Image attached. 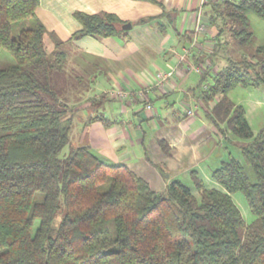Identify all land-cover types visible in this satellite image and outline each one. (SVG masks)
<instances>
[{"label": "trees", "instance_id": "16d2710c", "mask_svg": "<svg viewBox=\"0 0 264 264\" xmlns=\"http://www.w3.org/2000/svg\"><path fill=\"white\" fill-rule=\"evenodd\" d=\"M39 5L0 0V52L14 60L0 68V264H264V129L255 133L228 98L237 88H264V45L255 46L249 19L264 21V0H208L217 37L228 35L240 56L216 74L196 59L199 87L207 83L201 100L214 103L207 116L221 136L246 142L243 162L229 155L212 172L213 188L192 172L193 187L175 181L162 192L88 147L64 153L74 111L49 79L68 56L62 42L47 52ZM74 18L82 29L68 44L117 37L125 25L113 14ZM238 193L250 224L232 198Z\"/></svg>", "mask_w": 264, "mask_h": 264}, {"label": "crops", "instance_id": "0c3cea01", "mask_svg": "<svg viewBox=\"0 0 264 264\" xmlns=\"http://www.w3.org/2000/svg\"><path fill=\"white\" fill-rule=\"evenodd\" d=\"M156 2L40 0L36 16L46 30L47 51L54 52L57 42L77 50L75 63L69 60L73 53L67 57L69 67L87 76L84 57L101 63L100 71L92 69L90 74L92 86L77 100L66 102L74 111L68 114L72 121L85 114L80 145L109 165L127 166L159 192L175 181L190 186L192 172L213 188L212 172L229 155L239 160L233 151L238 149L229 143L240 140L221 136L207 116L214 103L201 100L207 83L199 87L196 59L205 60L216 74L229 57L238 58L240 53L228 35L217 37L208 0ZM76 12L113 14L132 28L117 37H87L68 44L82 29ZM143 20L147 23L140 25ZM187 34H192L191 40ZM88 65L96 68L95 63ZM171 70L174 77L157 86V74ZM260 90L237 88L228 97L235 105L248 107ZM248 116L249 112L247 119L258 132Z\"/></svg>", "mask_w": 264, "mask_h": 264}, {"label": "rangeland", "instance_id": "374dc122", "mask_svg": "<svg viewBox=\"0 0 264 264\" xmlns=\"http://www.w3.org/2000/svg\"><path fill=\"white\" fill-rule=\"evenodd\" d=\"M249 19L251 23V30L255 36V46L257 47V46L264 45V21H262L261 19L257 18L254 15H250ZM18 31H19V27L15 26L14 36H16V33ZM60 51L67 53V56H70L73 53V57H72L73 60L71 57L69 60L73 61V63L77 61V58H78L77 50H74L69 47L67 48L64 46L63 48H60ZM47 52L50 54L49 51ZM84 59H85V66L87 68V73H88L87 76L86 75L84 76L83 73L77 72L76 69H72V66L69 67L66 63L65 65H63V68L61 70L59 71L57 70L51 73L50 79H49V85H50L51 90L56 94L59 103L63 102L66 104L67 101L77 100L78 96H81L86 91L87 88L89 89L92 86V82L94 81L89 78L91 77L90 74H92L93 72L92 69L97 70V72H99L101 69V63L98 59H93L91 61L90 59H87L86 57H84ZM88 63H91V64L95 63L96 68L94 67L91 68V66L88 65ZM12 64H14V60L11 54L7 51H1L0 52V68H4ZM261 89L262 91L261 90L257 91L255 97L252 96L253 98L252 97L250 98V101L248 102V107L246 106L244 107L246 111V115H247V112H249L248 117L251 119L254 130L258 129L257 130L258 132L260 131L259 129L261 128L264 129V91H263L264 88H261ZM245 90H248V89H245ZM86 93H89V91ZM50 102L53 104H56L53 100H50ZM56 105L59 106L58 104ZM80 114L81 115L79 117L77 116L76 118L73 119L72 131L70 132V146L71 147L69 146L65 148V151H64L65 154L68 153L70 148H76L80 146L83 147L79 143L81 141V137L83 134L82 128L85 127L86 124L82 121V120L85 121V117H84L85 114L83 113H80ZM235 142L236 141L232 142L230 140V143L229 142L228 143L232 147V149L233 148L238 149V150L233 149V151L234 152L236 151V153L240 157L239 161L243 162V159L240 153V146L245 145L246 142L244 141H237V143ZM225 146L228 147L227 144ZM202 181L208 188L212 186L210 185V183L208 182L206 178H203ZM189 185L193 187L191 182H189ZM232 198L234 202L236 203V205L238 206V208L241 210V213L243 214V217L246 223L247 224L252 223L255 220V217L248 210L244 197L238 193V194H234Z\"/></svg>", "mask_w": 264, "mask_h": 264}, {"label": "built area", "instance_id": "2783aa9c", "mask_svg": "<svg viewBox=\"0 0 264 264\" xmlns=\"http://www.w3.org/2000/svg\"><path fill=\"white\" fill-rule=\"evenodd\" d=\"M195 71L197 73H200L201 72V68L200 67H197L195 68ZM175 75V71L174 70H171L170 72H168L167 74H162V73H159L157 74V86H161L163 85V83H165L166 81L170 80L172 77H174ZM189 115H191V112H188Z\"/></svg>", "mask_w": 264, "mask_h": 264}, {"label": "water", "instance_id": "95a60500", "mask_svg": "<svg viewBox=\"0 0 264 264\" xmlns=\"http://www.w3.org/2000/svg\"><path fill=\"white\" fill-rule=\"evenodd\" d=\"M132 28V26L130 25V24H126V25H124L123 27H122V30L123 31H128V30H130Z\"/></svg>", "mask_w": 264, "mask_h": 264}]
</instances>
